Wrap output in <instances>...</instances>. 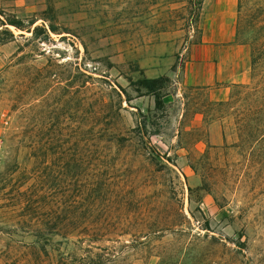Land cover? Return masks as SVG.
Segmentation results:
<instances>
[{
	"label": "rangeland",
	"instance_id": "1",
	"mask_svg": "<svg viewBox=\"0 0 264 264\" xmlns=\"http://www.w3.org/2000/svg\"><path fill=\"white\" fill-rule=\"evenodd\" d=\"M203 1L0 0V264H264V0L217 81Z\"/></svg>",
	"mask_w": 264,
	"mask_h": 264
},
{
	"label": "crops",
	"instance_id": "2",
	"mask_svg": "<svg viewBox=\"0 0 264 264\" xmlns=\"http://www.w3.org/2000/svg\"><path fill=\"white\" fill-rule=\"evenodd\" d=\"M220 3H222L223 6L220 7ZM234 6L235 0H204L202 3V20L204 23V30L202 32L201 45L202 47L206 45L208 50L210 48L206 59L212 64L210 73V79L212 81H217L221 77L220 72L216 70L219 64L211 62L213 59L219 60L218 53L220 52V49L217 47V45L225 44V50L230 49L231 52H233V49L236 52L237 50H243V47L240 49L237 46H233L232 43L234 38V27L232 24ZM210 22L219 24V28L213 30V34L208 35L207 32L209 31L206 29V27ZM237 58V54L234 57L232 55L231 62L236 61ZM204 59L205 57L201 59V61ZM191 60L195 61L194 56H191Z\"/></svg>",
	"mask_w": 264,
	"mask_h": 264
},
{
	"label": "trees",
	"instance_id": "3",
	"mask_svg": "<svg viewBox=\"0 0 264 264\" xmlns=\"http://www.w3.org/2000/svg\"><path fill=\"white\" fill-rule=\"evenodd\" d=\"M4 25H8V26H12L14 29L17 30H21L22 26L17 22V21H7L4 23ZM32 25V21L28 24V26ZM28 30V29H27ZM38 29L37 27H35L32 31L37 32ZM49 30L50 31H54V29L51 27V25H49ZM6 32L9 36H11V34L8 31H4ZM138 84V89L137 90H143L145 93L152 95L155 97V101H156V105H160V99L158 98V93L157 90L159 89V84H160V80L159 79H141L137 82ZM83 234L82 231H73V230H67V231H57L54 228L51 229L49 232L46 233H40V231L36 232V234L34 235L35 241H34V247H31V251H33V253H35L37 255V257H44L49 263H54V264H60L61 262H64L66 260H70L69 262L73 261V257L74 255H63L62 253H60L58 250H54L51 248V246L53 245L52 243H59V244H65L67 245V241L69 237H72L73 235H81ZM56 237L58 238L57 240H52L51 237ZM82 248H79V251L84 252L83 254H81V256H86V253H90V251H86V248L81 250ZM36 257V256H35ZM66 257V260L65 258ZM83 258V257H82ZM82 258H80L81 260H83ZM21 264H29V262L24 261Z\"/></svg>",
	"mask_w": 264,
	"mask_h": 264
},
{
	"label": "built area",
	"instance_id": "4",
	"mask_svg": "<svg viewBox=\"0 0 264 264\" xmlns=\"http://www.w3.org/2000/svg\"><path fill=\"white\" fill-rule=\"evenodd\" d=\"M1 159H2V144L0 140V164H1Z\"/></svg>",
	"mask_w": 264,
	"mask_h": 264
}]
</instances>
